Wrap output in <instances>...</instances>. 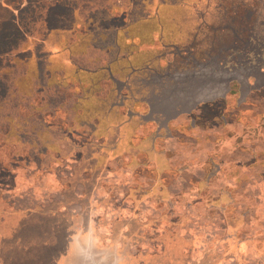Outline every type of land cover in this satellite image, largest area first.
Wrapping results in <instances>:
<instances>
[{
    "label": "rangeland",
    "instance_id": "1",
    "mask_svg": "<svg viewBox=\"0 0 264 264\" xmlns=\"http://www.w3.org/2000/svg\"><path fill=\"white\" fill-rule=\"evenodd\" d=\"M22 1L0 264H264V0Z\"/></svg>",
    "mask_w": 264,
    "mask_h": 264
},
{
    "label": "trees",
    "instance_id": "2",
    "mask_svg": "<svg viewBox=\"0 0 264 264\" xmlns=\"http://www.w3.org/2000/svg\"><path fill=\"white\" fill-rule=\"evenodd\" d=\"M15 2H17V0H14ZM14 1H9V0H3L2 2L0 1V24H4V23H8L9 21L13 22V23H18V28L21 30V24H19L18 22V15L16 13V10H20L21 9V3L19 2H22L23 4V1L22 0H18L17 4L19 3L20 5L19 6H15L14 5ZM91 2V0H77L76 3H72L71 1L70 2H67V1H64V0H56L54 2V4H52L49 9H52L53 7H60V8H64V9H76L77 7L79 6H86V5H89V3ZM40 3V2H39ZM71 3V4H70ZM74 5V6H73ZM73 6V7H71ZM49 11V10H48ZM1 26V25H0ZM1 31V30H0ZM40 77V76H39ZM74 76H72L70 79H68L69 82H73L74 85L77 84V81H76V78H74ZM41 78V77H40ZM77 85H75L76 87ZM78 88V87H77ZM130 158V157H129ZM129 161H131V158L129 159ZM263 176H264V171H263ZM256 180V179H255ZM262 188H264V186H261ZM261 190V188H260ZM262 191V190H261ZM261 195V193H260ZM263 196V195H262ZM262 196H260V199L262 198ZM29 209H33V208H27V210ZM19 210H21V208H19ZM24 210V209H22ZM21 233V232H20ZM18 233V234H20ZM48 244H52V240L51 241H48ZM41 245V244H40ZM49 246V247H50ZM48 248V247H47Z\"/></svg>",
    "mask_w": 264,
    "mask_h": 264
},
{
    "label": "flooded vegetation",
    "instance_id": "3",
    "mask_svg": "<svg viewBox=\"0 0 264 264\" xmlns=\"http://www.w3.org/2000/svg\"><path fill=\"white\" fill-rule=\"evenodd\" d=\"M124 97H127V95L125 94Z\"/></svg>",
    "mask_w": 264,
    "mask_h": 264
},
{
    "label": "water",
    "instance_id": "4",
    "mask_svg": "<svg viewBox=\"0 0 264 264\" xmlns=\"http://www.w3.org/2000/svg\"><path fill=\"white\" fill-rule=\"evenodd\" d=\"M121 84V83H120Z\"/></svg>",
    "mask_w": 264,
    "mask_h": 264
}]
</instances>
